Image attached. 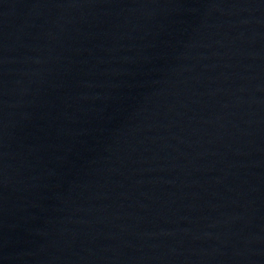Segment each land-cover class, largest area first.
<instances>
[{
    "label": "water",
    "instance_id": "95a60500",
    "mask_svg": "<svg viewBox=\"0 0 264 264\" xmlns=\"http://www.w3.org/2000/svg\"><path fill=\"white\" fill-rule=\"evenodd\" d=\"M0 264H264V0H0Z\"/></svg>",
    "mask_w": 264,
    "mask_h": 264
}]
</instances>
